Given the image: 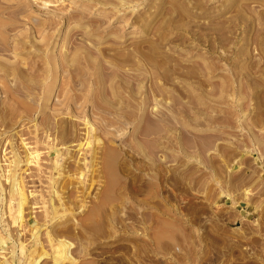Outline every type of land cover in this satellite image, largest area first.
<instances>
[{"label": "rangeland", "instance_id": "rangeland-1", "mask_svg": "<svg viewBox=\"0 0 264 264\" xmlns=\"http://www.w3.org/2000/svg\"><path fill=\"white\" fill-rule=\"evenodd\" d=\"M36 262L264 264V0H0V264Z\"/></svg>", "mask_w": 264, "mask_h": 264}, {"label": "bare ground", "instance_id": "bare-ground-1", "mask_svg": "<svg viewBox=\"0 0 264 264\" xmlns=\"http://www.w3.org/2000/svg\"><path fill=\"white\" fill-rule=\"evenodd\" d=\"M23 142V141H22ZM22 145H23V147L22 148H24L25 150H26V152L27 153H29V151H31V149H32V147H31V145H29V143L27 144V143H22ZM23 149V150H24ZM33 150V149H32ZM59 150V149H58ZM58 150H53V152L51 153V154H53V157H55L56 159H55V162L57 161V157H58V155L60 154V151H58ZM57 152L59 153L58 155H57ZM33 154V153H32ZM28 155V154H27ZM31 155V154H30ZM16 157L15 158H17V155H15ZM29 156V155H28ZM20 158V157H19ZM18 158V161L20 160ZM16 161V163H17V166H15V167H17V168H19V170H21L20 169V161L18 162L17 161V159L15 160ZM15 164V163H14ZM22 165V164H21ZM20 166V167H19ZM13 168V169H15V171L13 172V173H11L12 175H11V190L10 191H12V196H13V200H15V202H17V205H18V210H17V212L19 213V215H22L23 214V212H24V207H25V205L27 204V201H28V196H27V192H26V190H25V185H23V183H24V181L22 180L23 179V176H22V178H21V174L20 173H17V171H18V169H16V168ZM17 170V171H16ZM42 171H43V169H42ZM16 172V173H15ZM40 173V172H39ZM45 173V172H44ZM48 173V172H47ZM12 198V197H11ZM10 198V199H11ZM12 200V199H11ZM10 206V205H9ZM13 209V208H12ZM35 264H38V262H36Z\"/></svg>", "mask_w": 264, "mask_h": 264}]
</instances>
